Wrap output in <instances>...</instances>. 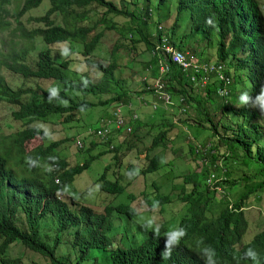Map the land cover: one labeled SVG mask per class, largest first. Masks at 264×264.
I'll list each match as a JSON object with an SVG mask.
<instances>
[{
  "label": "trees",
  "instance_id": "1",
  "mask_svg": "<svg viewBox=\"0 0 264 264\" xmlns=\"http://www.w3.org/2000/svg\"><path fill=\"white\" fill-rule=\"evenodd\" d=\"M24 4L16 13V20L20 22L23 15L38 9L44 2H49L50 10L39 20L46 23L45 27L37 28L30 32L31 36H40L47 44L74 41L84 45V63L93 67L102 76L98 84H94L90 78L85 82H75L66 77V71L70 61L64 60L56 64L51 49H45L38 54L36 70L31 69L24 63L16 60L7 64L10 70L21 74L25 78L58 81L63 89L55 96L47 90L37 87L35 90H14L0 76V102L19 101L23 96L30 95L26 103L20 104L19 109L12 113L16 121L27 120L26 127L14 134H0V260L2 264H20L19 259H10L9 251L12 245L19 244L27 250H31L49 259L51 264H68L57 257V250L61 245V235L72 228L77 230L74 246L79 250L76 264H83L91 250L101 249L107 251L112 247L107 234L113 228L112 215L114 212L127 214L134 217L136 211L128 205L121 204L117 207H106L104 214H96L89 207H80L78 212L72 209L71 204L58 200L59 192H66L68 186L74 183L77 176L87 171L92 162L99 159L104 153L93 156L82 165L74 167L66 159H62L57 150L62 142L54 141L46 147L27 151V143L37 136H43L44 130L34 124L53 115L67 116L70 121L76 111H86L95 105L87 101L77 102L73 100L68 91L80 92L86 96H99L107 92L108 83L115 79L117 63L111 60L109 65L95 61L93 53L100 42L101 33L87 40L90 28L79 26L87 20V8L98 6L105 9V14L128 17V12L120 9L114 1L108 0H23ZM165 0H161L163 4ZM1 8V5H0ZM76 9L85 10L78 13ZM189 12L186 33L180 41L179 48L187 47V40L200 33L207 39L217 34L220 43L217 51L218 62L227 63L228 60L240 59V64L233 69L234 72L244 69L250 70L252 76L253 91L255 96L261 85H264V16L257 0H178V20L181 15ZM59 14L62 17V25L56 24L52 18ZM71 18V19H69ZM211 19L212 24L207 21ZM174 40V30L169 33ZM143 41L150 50L151 42ZM28 47L18 55L25 59ZM172 78L170 89L172 94H181L187 97V92L181 89L183 84L189 85L186 74L177 66L171 65ZM230 73V72H229ZM179 85V88L176 85ZM181 85V86H180ZM230 86H227L229 89ZM218 84L214 83L206 88V97L191 98L198 108L201 103L208 105L214 97L220 98L217 93ZM178 89V90H177ZM181 89V90H179ZM194 90V89H193ZM127 94L118 95L115 101L125 100ZM51 99V102H49ZM226 101V99H225ZM67 103V105H63ZM224 110V105L220 111ZM243 118V124L234 123L223 112L222 117L214 121L209 113L206 118L210 125L212 137L220 139L214 144L215 148H225L230 156L225 159L227 180L223 186L231 191L245 181L238 178L231 179L234 175L235 163L242 159L246 165H253L257 170L256 178L260 182L239 195L234 201L232 194L219 196L210 192L205 186L208 166L205 164L200 173H188L183 177L180 186L182 195L180 199L187 204V215L179 222V227L186 230L187 235L181 240L171 258H162L160 253L165 245V226L159 228L160 238L153 232H147V240L139 246L124 250L112 251L110 258L112 264H204L200 255L199 239L203 238L204 245H210L215 249L217 264H252V261L244 258V252L248 248L254 249L264 264V231L254 241L243 249L236 250L235 246L243 244L248 234L250 223L246 215L249 200L252 195L264 191V127L257 122L259 114L254 108L243 107L238 112ZM163 117V115H158ZM215 118V117H214ZM256 121V123H255ZM163 122L166 120L163 119ZM167 124V122H166ZM227 128V132L219 130L220 126ZM174 127V126H171ZM228 130L232 132L228 133ZM167 132H161L152 141L149 151L154 152L157 148L166 146ZM262 142V143H261ZM97 144L91 143L89 153L97 148ZM118 147L116 151L119 150ZM195 154V149L192 148ZM195 157L200 158V155ZM146 168L141 171L143 175L159 171L160 157L146 156ZM117 166L121 167L119 155L116 157ZM216 159L212 158L211 163ZM254 163V164H253ZM108 167L101 175L102 183L100 190L111 195H121L125 187L118 181L107 179ZM130 173L134 170L129 169ZM248 181L251 179L248 177ZM59 180V184H56ZM244 180V179H243ZM192 185V190L187 192L185 187ZM232 200H231V198ZM163 207L171 203L166 195L156 198ZM163 210V208H162ZM22 212L25 215L28 230H21L16 224V217ZM47 216H52L57 222V235L53 245L48 244L40 236L39 226ZM96 264V262L94 263Z\"/></svg>",
  "mask_w": 264,
  "mask_h": 264
},
{
  "label": "rangeland",
  "instance_id": "2",
  "mask_svg": "<svg viewBox=\"0 0 264 264\" xmlns=\"http://www.w3.org/2000/svg\"><path fill=\"white\" fill-rule=\"evenodd\" d=\"M108 1H114L120 9L124 8L129 16L105 14V9L91 6L88 8L87 20L79 23V26L91 29L87 40H91L95 35L101 33V39L93 53V58L105 65H109L111 60H114L117 63L115 79L108 83L107 92L101 93L99 96H86L80 92L68 91V95L73 100L77 102L87 101L95 106L86 111H76L70 121L67 116L62 117L60 115H53L37 121L34 125L43 129L45 134L28 142L27 151L49 146L54 141H60L62 144L57 152L61 158L70 162L71 167L82 165L94 155L104 153L103 156L92 162L87 171L76 177L74 183L68 186L66 194L60 196L62 200L71 204L72 209L78 215H80L79 208L83 206L89 207L96 214L101 215L104 214V209L109 205H116L115 207H117L121 204H130L126 199V194L115 197L100 191L98 187L102 183L100 176L108 167L107 178L112 180L118 178L119 183L126 188L128 183L126 181L131 180V173L125 167L120 168L117 166V155L120 157L121 164H132L140 174L146 168L147 163L144 159H139L138 155L144 153L155 137L163 130L160 119L156 114H167L168 119L173 123L177 119L179 124L174 123L175 128L169 131L171 141L168 146L157 148L155 151L160 155L161 167H166V170L174 176V179L164 185L157 178L158 171L139 175L141 176V183L136 187L141 192L137 202L139 214L129 218L127 214L114 212L112 215L113 228L107 234L112 247L106 252L101 249L91 250L83 264H94L95 262L96 264H112L110 258L112 251L117 249L129 250L147 240L148 237L143 234L142 230L152 232L151 229L144 227L149 221L152 222L154 227L165 226L166 231L179 227L180 220L187 215V204L180 199L182 190L179 186L183 184V177L186 174L196 172L199 169L201 160L195 157L191 149H195L196 144L200 141L205 142L204 147L200 146L202 149L199 153L201 154L208 150V146L212 147L213 144H216L218 140L217 136L212 137L211 135V123L207 121L206 113H209L210 117L217 121L224 112L234 123L243 124L242 116L238 115L239 110L243 108L237 106L238 96L241 91L247 90L250 94L253 91L250 70L246 68L233 73L232 70L239 66L240 59H230L224 64L226 69L232 72L233 87L231 96L226 101L216 96L208 105L201 103V106L197 108L188 94L193 99L195 96H200L201 99L206 96L192 86L183 84L180 86L182 90L187 92L186 106L188 110L184 116L178 117L177 111L174 109L165 111L161 108L158 112L152 110L148 105L151 96L141 82L145 70L152 65L150 50L142 37L147 42H151L157 26L155 23L143 22L142 18L145 11L150 9L152 15L165 28V31L170 33L174 30L173 38L179 46L182 37L186 33L189 12L181 15L178 20V0H165L163 4L161 0ZM257 1L264 13V0ZM23 4V0H0V76L4 77L7 84L14 90H35L37 87H41L47 91L51 88H57V92L61 91L63 87L58 81L25 78L21 74L10 70L7 66V64H11L16 60V62L24 63L31 69L36 70L38 54L45 49H51L56 64L64 60L70 61L69 68L64 71L68 79L75 82H85L90 78L94 84H98L102 76L93 67L84 63L83 44L71 40L47 44L42 37L31 36V31L46 26V23L39 20V18L44 17L50 10V3L44 2L38 9L23 15L19 22L16 20V13ZM76 11L82 13L85 10L76 9ZM154 17H152V21H154ZM51 19L56 24L62 25L63 23L59 14L53 15ZM219 43L220 38L217 34H213L210 39H207L198 33L187 40V47L182 50L195 59L218 63ZM26 47H28V51L25 59L19 58L18 55ZM123 94H127V98L122 102L131 104L139 116V122L132 137L122 144V148H119L118 151H107L103 147H98L92 153H89L91 141L88 138H92L89 132L99 129L102 125V119H107L113 115L117 103L115 98ZM180 95L176 94L175 96L178 98ZM29 98L30 95H25L16 102L8 100L0 102L1 135L14 134L26 127L27 120L16 121L12 117V113L17 111L19 105L26 103ZM63 105H67V103ZM222 105H224V110L220 111ZM255 111L259 114L257 122L264 127V115L257 109ZM199 130H201L200 133H198ZM219 130L227 132V128L225 129L222 125ZM230 132L232 131L228 130V133ZM80 137L86 140L83 150L76 147V140ZM171 144H173V147L170 148ZM117 146L118 144H116ZM215 149L219 151V155L225 153L223 147ZM216 159L218 162L221 161L219 157H216ZM234 168L237 169H233L234 175L231 179L238 178V180L245 181L243 185H239L231 191L226 190V192L232 194L234 201H236L239 195H242L248 187L254 186L256 182H260V179L256 178L257 170L255 167L246 165L242 159L235 163ZM248 177L251 180L246 182ZM187 186L192 188V185ZM157 195H160V197L166 195L171 199V203L164 206L167 208L166 211H160L161 205L156 199ZM248 206L246 215L250 228L243 244L235 246L236 250L243 249L248 241L254 240L264 231V191L252 195ZM16 224L21 230H28L26 218L22 212L17 215ZM83 227L82 224L79 228H72L61 235V245L56 253L61 261L68 264L77 263L79 251L74 246V240L77 230H82ZM39 231L41 238L48 244L53 245L57 235L55 218L47 216L41 221ZM9 258L19 259L20 264H51L48 258L27 250L16 243L10 248ZM0 264H2L1 260Z\"/></svg>",
  "mask_w": 264,
  "mask_h": 264
},
{
  "label": "clouds",
  "instance_id": "3",
  "mask_svg": "<svg viewBox=\"0 0 264 264\" xmlns=\"http://www.w3.org/2000/svg\"><path fill=\"white\" fill-rule=\"evenodd\" d=\"M86 11H89L88 10V8L86 9ZM152 17H154V15H152V12H151V10L150 9H147L146 11H145V13H144V16H143V18H142V21L143 22H148V23H155L156 24V26H157V28H155L156 29V32L154 33V34H157V36H158V38L160 37V35L162 34V33H164V32H166L167 34H168V36L170 37V41L172 42V44L177 48V49H179L180 51H183V50H181L180 48H179V46H178V44L176 43V41L175 40H171V36H170V34L167 32V31H165V28L162 26V25H160L159 24V22H157V19L154 17V21H152ZM207 23L208 24H212V20L211 19H209L208 21H207ZM162 27L163 28V30L162 31H160L159 30V27ZM131 37V36H130ZM152 37H154V35H152ZM132 38V37H131ZM155 39H156V37H154V38H152V40H151V48H150V56H151V49H152V46H154V41H155ZM67 42V41H66ZM184 52V51H183ZM188 56H190V55H188ZM190 58H193V56H190ZM151 59H152V65H150L146 70H145V72H144V74H143V77H142V79H141V82H142V84L144 85V88H145V90L150 94V96H151V100L148 102V105H149V107L152 109V110H154V111H156V112H158L159 111V109H163V110H165V111H167V110H172V109H166L162 104H159V106H158V108L157 109H154V108H152V104H154L155 102H157V99H156V96H155V94H154V92H152V90H149V89H147L148 87H150L151 85H152V83H154V80L156 79V77L158 76V69H159V65H158V63H157V61L154 59V58H152V56H151ZM193 59H195V58H193ZM197 60H199V59H197ZM201 63H207V64H210V65H215V66H222L223 67V72H224V74H225V76L226 77H228L230 80H231V84H230V87H229V93H228V95L227 96H225V97H221L220 95H219V90L220 89H222L223 88V83L222 82H220L219 80H217V79H214V76H212V78H211V80H210V82L206 85V86H203L202 87V85H199L198 84V79H200L201 78V76L199 75V77H197V79H196V81L193 83V84H191V82H190V78H189V76H187L186 75V78H187V80H188V82H189V85L190 86H192L193 88H195L197 91H200V92H203L204 93V96L206 95V92H204L205 90H206V88L208 87V86H210V85H212V84H214V83H217L218 84V88H217V95L220 97V98H222L223 100H227L230 96H231V93H232V87H233V78H232V76H231V71H230V73H229V71L226 69V66H225V64L224 63H210V62H205V61H201V60H199ZM171 65H174V66H177V65H175V64H171L170 63V74L168 75V77L170 78L169 79V83H168V91L170 92V94L172 95V97H173V100L175 101V102H178L179 101V99L181 98V97H183L184 99H185V106H186V97H184L183 95H180L178 98L176 97V96H174L173 94H172V92H171V89H170V84H171V78L173 77L172 76V67H171ZM178 67V66H177ZM179 68V67H178ZM181 69V68H180ZM233 71V70H232ZM233 73H234V71H233ZM176 85V87H178L179 88V85H177V84H175ZM50 93H51V95H53V96H55L58 92H57V88H51V89H49L48 90ZM60 92V91H59ZM122 101H124V100H121V101H117V103L115 104V106H116V109H115V111H114V113H113V115L111 116V117H109V118H107V119H102V124H103V122L105 121V122H108V121H110L111 122V124H110V133L106 136V137H104V138H101V137H99L97 134H96V131L98 130H94V131H90L89 132V135L90 136H92V138H88L91 142H90V144L91 143H95V144H97V146L98 147H103V148H105L107 151H115L118 147H121L122 146V144H124L126 141H128L131 137H132V135H133V133H134V131H135V127L137 126V124H138V122H139V116H138V114H137V111L136 110H134L133 109V107H132V105L131 104H129V103H126V102H122ZM49 102H51V99H49ZM120 106H122L123 107V116H124V118H125V129H127V128H131V133H129V134H124V132L122 131V130H118L117 128H116V126H115V124H114V114H115V112L117 111V108H119ZM237 106L238 107H249V108H255V109H257L262 115H264V85H261L260 86V88H259V91L257 92V94L255 95V96H253V95H251L250 94V92L249 91H247V90H244V91H241L240 92V94H239V96H238V103H237ZM187 107V106H186ZM174 110H176L177 111V114H178V110L177 109H174ZM188 111V110H187ZM187 113V112H186ZM186 113H184V114H182V115H179L178 114V117H180V116H184ZM157 116L158 115H161V114H159V113H157L156 114ZM163 115V117H159V119H160V123H161V126L163 127V130H162V132H167V138L168 139H170V141H171V138H170V132L169 131H171L172 129H170V130H166L165 129V127H166V123L165 124H163L164 122H163V119H164V114H162ZM135 117V118H134ZM165 120V119H164ZM174 123L175 124H179V122H178V120L176 119V120H174ZM173 123V124H174ZM138 127H139V125H138ZM137 127V128H138ZM174 128V127H173ZM218 137V140L220 139V137L219 136H217ZM217 140V141H218ZM85 139H83L82 137H80L79 139H77L76 140V147H77V149H79V150H83L84 148H85ZM262 143V142H261ZM116 144H118V146L116 147ZM150 146H151V144H150ZM200 146H202V147H204L205 146V142H202V141H200L199 143H197L196 144V146H195V154L196 155H200V159L202 160V159H205L206 160V165L208 166V172L210 173V172H214L215 174H217V175H220L221 174V172H223V169H222V167H220V166H223V168L226 170V172H225V176L227 175V169H228V167H226V161H225V159L226 158H228L229 156H230V153H229V151H227V150H225V153L224 154H222V155H219V151L217 150V149H215L214 148V144H213V146L212 147H209L208 148V150H206L205 152H203V153H199V152H197V150L199 149L198 147H200ZM97 147V148H98ZM150 148V147H149ZM149 148L146 150V155H145V157H144V161L145 162H147V159H146V156H148L149 158H151L152 157V151H149ZM92 153V152H91ZM59 154V153H58ZM94 156H96V155H94ZM216 157H219V158H221V161L220 162H218L217 161V159H216ZM212 158L213 159H216V162L215 163H211V161H212ZM62 159H64V158H62ZM67 160V159H66ZM200 160V161H201ZM69 162V161H68ZM70 163V162H69ZM123 165V164H122ZM122 165H121V167L120 168H122ZM204 167V165H201V164H199V169L196 171V173H200V171H201V169ZM129 169H131V170H134V173L132 174L133 176H135L134 174H135V169H134V167L132 166V165H130L129 167H128V170ZM127 170V171H128ZM130 172V171H129ZM150 174V173H149ZM139 175H143L141 172H140V174L138 173L137 174V176H139ZM101 177V176H100ZM108 180H110V181H118V183H119V180H111V179H109V178H107ZM206 180V179H205ZM226 180H227V177H226ZM225 180V181H226ZM56 184H59V180H56ZM120 184V183H119ZM121 185V184H120ZM122 186V185H121ZM205 186H206V184H205ZM207 187V186H206ZM222 187H223V189L226 191L227 190V188H225L224 186H223V182H222ZM126 189V188H125ZM99 190H100V186H99ZM209 190V189H208ZM101 191V190H100ZM210 191V190H209ZM211 192V191H210ZM124 193H125V191H124ZM123 193V194H124ZM64 194H66V192H59L58 193V200H61V201H64V200H62L61 199V195H64ZM123 194H121V195H123ZM115 196V195H114ZM117 196H120V195H117ZM117 196H115V197H117ZM64 202H66V201H64ZM68 203V202H67ZM167 205V204H166ZM129 206V205H128ZM165 206V205H164ZM163 206V207H164ZM108 207V206H107ZM109 207H111L110 205H109ZM131 207V206H130ZM132 208V207H131ZM162 208V207H161ZM134 209V208H133ZM135 210V209H134ZM137 213V212H136ZM144 227H146V228H148V229H151L152 230V232H153V234H154V236H156L157 238H160V232H159V228L161 227H154L153 226V224H152V222L151 221H149V222H147L145 225H144ZM143 231V234H147V232L148 231H145V229L144 230H142ZM166 233L164 234V238H165V245H164V248H163V250L161 251V253H160V255H161V257L162 258H171V256H172V253H173V251L176 249V248H178L179 246H180V242H181V240L187 235V232H186V230L184 229V228H182V227H177V228H173V229H170V230H168V231H165ZM254 241V240H253ZM244 242V241H243ZM199 245H200V247H199V249H200V255H201V258L203 259V262H204V264H217V261H216V252H215V249L213 248V247H211L210 245H204V241H203V238H200L199 239ZM248 246V245H247ZM79 251V250H78ZM244 258L245 259H247V260H250V261H252V264H261V260H260V258H259V255H258V253L254 250V249H252V248H248L245 252H244Z\"/></svg>",
  "mask_w": 264,
  "mask_h": 264
},
{
  "label": "built area",
  "instance_id": "4",
  "mask_svg": "<svg viewBox=\"0 0 264 264\" xmlns=\"http://www.w3.org/2000/svg\"><path fill=\"white\" fill-rule=\"evenodd\" d=\"M159 30L162 31L163 28L160 26ZM154 37H156V39L154 41V46H152L151 49V56L157 61L159 71L154 83L147 88L154 92L157 99V102L152 104V108L157 109L159 104H162L166 109H177L179 115L187 112L185 99L181 97L178 102H175L172 95L168 91L170 63L181 68L183 72L189 76L191 84H193L200 75L201 78L198 79V84L202 85V87L206 86L210 82L212 76H214V79L223 83V88L219 90V95L221 97L228 95L229 90L227 89V86H230L231 80L225 76L222 66L201 63L197 59L190 58L188 53L180 51L172 44L170 37L166 32L162 33L159 38L157 34H154ZM110 124V121H104L101 127L96 131V134L101 138L106 137L110 133ZM114 124L116 128L118 130H122L124 134L131 133V128L125 129V118L123 116L122 106L117 108V111L114 114ZM209 147L210 146H208V148ZM198 148L197 152L202 149L201 147ZM205 163V159L200 161L201 165H205ZM220 167H222L223 172H221L220 175L210 172L206 177L205 184L211 192H215L219 196L229 197L227 196L229 195L228 192H226L222 187V182H225L226 180V170L223 166Z\"/></svg>",
  "mask_w": 264,
  "mask_h": 264
},
{
  "label": "crops",
  "instance_id": "5",
  "mask_svg": "<svg viewBox=\"0 0 264 264\" xmlns=\"http://www.w3.org/2000/svg\"><path fill=\"white\" fill-rule=\"evenodd\" d=\"M167 116H168L167 114H164V119H165L166 122H167V125H166L165 129H166V130L173 129V127H171V126H174V128H175V124H173V121H171L170 119H168ZM166 122H164L163 124H165ZM204 130H205V129H204ZM200 132H201V130H199L198 133H200ZM169 142H170V141H167L166 146H162L161 148H166V147L168 146ZM171 147H173V144H171L170 148H171ZM151 154H152V155H157V156L160 157V155L158 154L157 151H154V152H152ZM145 155H146V151H145L144 153H140V154L138 155V157H139V159L143 160L144 157H145ZM129 161H130V160H129ZM125 162H126V161H125ZM130 165H132V164L126 165V164L124 163V164L122 165V167H125V168L128 170V167H129ZM160 168H161V169L158 171L159 174H158L157 178L160 179L164 185H166L167 182H170V181H172V180L174 179V176H173L169 171L166 170V169H167L166 167H163V168L160 167ZM128 171H129V170H128ZM137 174H138V172L135 170V174H134L135 176H133V175L131 174V180L129 179V180L126 181V182H128V183H127V187H126V189H125V193H124V194H126V199H127V201L129 202V204H130L129 206H131L132 208H134L135 211L137 212V214H139L138 211H137V202L139 201V195H140L141 192H140V190L137 189L136 187H137V185H139V184L141 183V176H137ZM111 180H112V179H111ZM114 180H116V179H114ZM117 180H118V178H117ZM180 186H181V185H180ZM180 186H179V187H180ZM98 187H99V186H98ZM185 189H186L187 192H190V189L192 190V188H191L190 186L185 187ZM124 194H123V195H124ZM110 206H111V207H115L116 205H110ZM162 208H163V210H162ZM162 208L160 209L161 212L167 210L166 207H162ZM252 242H253V240H252V241H248L247 244H246L245 246L251 244Z\"/></svg>",
  "mask_w": 264,
  "mask_h": 264
},
{
  "label": "water",
  "instance_id": "6",
  "mask_svg": "<svg viewBox=\"0 0 264 264\" xmlns=\"http://www.w3.org/2000/svg\"><path fill=\"white\" fill-rule=\"evenodd\" d=\"M259 3V2H258ZM259 6H260V4H259ZM260 10H261V8H260ZM261 12H262V10H261ZM262 14H263V16H264V13L262 12Z\"/></svg>",
  "mask_w": 264,
  "mask_h": 264
}]
</instances>
